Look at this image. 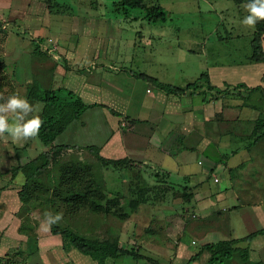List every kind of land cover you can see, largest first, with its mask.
Returning a JSON list of instances; mask_svg holds the SVG:
<instances>
[{"label":"crops","instance_id":"1","mask_svg":"<svg viewBox=\"0 0 264 264\" xmlns=\"http://www.w3.org/2000/svg\"><path fill=\"white\" fill-rule=\"evenodd\" d=\"M54 4H57L54 0H0V37L6 33L4 43L8 41L16 45V71L17 75L22 73L23 84L26 87L31 84L45 86L43 89L46 90H70L87 106L78 117L79 123L72 120L56 136L53 144L77 147L80 159L83 157L82 152L86 153L88 148H93L101 158L128 160L140 167V173L145 174L148 170L146 166L156 165V168H151L152 171H165L170 174L171 180H188L189 187L199 183L197 188H192L189 199L194 219L190 220L189 226L184 223V219L177 220L175 227L181 232L177 238L167 239L164 236L167 241L157 233L161 239L154 243L152 241L158 239L151 232L146 236L152 246L146 250L147 254L136 251L141 257H107L104 264H138L136 260L146 262L142 264H148L149 260L155 264H185L195 255L196 258L190 264H206L210 254L202 246L224 240H233L235 248L226 264H242V251H246L249 261L264 263V135L255 141L249 137L255 128V121L264 117V111L261 110L264 97L259 90L247 93L244 87H238L239 84L261 87L264 92V62H251V54L246 56L244 63L206 60V65H202L195 76L189 78L180 74L178 80L173 82L164 74L134 72L130 68L117 66L113 62V49L110 52L108 49L102 51V42L98 43L100 48H96L94 54L88 56L91 49L87 46L83 50H76V45L69 47L66 41L60 40L59 43L58 38H52L50 12L53 11L51 9ZM12 25L16 28V37L9 32ZM81 29L80 27L79 30ZM18 31L24 35H19ZM81 32L82 35L87 34L85 31ZM27 34L32 36L31 42L22 39ZM50 40L55 45L54 50L48 52L40 47L42 51L34 53L35 46L40 43L47 44L51 49ZM195 40V44H204L203 38ZM2 44L0 41V56L4 48ZM114 47L116 49L117 45ZM189 51L197 56H208L205 52L198 53L193 49ZM43 58L54 64L52 72L49 67H42V70L49 68L46 73L49 81L46 80L45 83L35 75V69H39L40 63L44 61L39 60ZM75 60L78 63H74ZM70 64H78L76 70ZM204 73L207 74L210 85L222 91L221 94H216L217 97H211L215 91L209 90L205 83L194 90L175 95L159 90L148 80L137 76L145 74L162 83L184 86ZM56 75L61 77L62 82L54 84ZM141 81L147 85L145 89L142 88ZM247 137L250 143L245 144ZM26 141L13 142L10 139L8 143L13 145H4L0 141V244L3 243L0 247H3V254L18 247L13 243L8 244L5 235L7 225L2 218L10 215L13 217V225L17 223L18 227L20 224L21 218L16 219L15 213L23 205L18 191L25 179L20 171L14 175L12 169L23 164L21 157L16 154L24 152L28 146ZM9 145L10 151L5 152ZM70 150L72 148L68 149ZM193 154L205 156L211 169L207 171L212 173V177L202 174V169H191ZM203 157L195 156L198 165L205 162ZM215 169L221 172V176L225 174L223 184L220 178L214 182L213 179L217 176L213 173ZM107 171H102L106 187L103 193L106 200H116L108 213L116 212L119 217L125 218L126 214L133 211L130 207L126 208L129 200L136 201V208L144 211L142 208H147L148 203L140 199L143 196L148 199L147 180L139 175L136 182L143 189L142 196L135 193V189L121 192V187L128 185L131 178L126 174L115 175L112 172L108 177ZM208 179L213 180L212 186ZM145 186L147 187L143 188ZM160 200L163 201L161 197ZM158 203L160 205L154 204V207L163 206V203ZM116 208L123 211L117 212ZM38 223L40 224L37 226H41V222ZM45 232H50V245L63 244L58 237L60 235H52L51 229ZM2 237H5L3 241ZM184 237L185 240L182 239ZM110 243L113 244L111 241ZM171 245L172 249L169 247ZM27 246L29 254L36 250L33 239H29ZM122 248L130 249L128 244ZM65 257L70 260L67 255ZM130 257L133 258L132 261ZM91 260L95 264L92 258ZM38 262L41 263L38 260L33 264Z\"/></svg>","mask_w":264,"mask_h":264},{"label":"rangeland","instance_id":"2","mask_svg":"<svg viewBox=\"0 0 264 264\" xmlns=\"http://www.w3.org/2000/svg\"><path fill=\"white\" fill-rule=\"evenodd\" d=\"M54 1L57 4L53 5L51 9L53 11L50 12V36L58 38L59 43L61 40L66 41L69 47L76 45V50L80 48L83 50L87 46L89 50L91 49L88 56H91L96 48H100L98 43L102 42L104 47V49L100 48L102 51L108 49V52H110L113 49V62L117 66L130 68L134 72L164 74V76H169L167 78L171 82L178 80L180 74L186 77L189 76V78L195 76L194 74L198 69L202 65H206V60L208 62H230L231 64L244 63L246 56L252 52L250 41L255 28L242 24L243 18L247 15L243 7L245 4H235L232 0H143L148 5L159 4L162 6L167 12L166 20L162 22H148L144 18L145 11L139 8H131L128 16H125L122 12L116 10L115 4L120 0ZM56 9H59V11H56ZM80 27L82 31L87 32L86 35L81 34ZM15 30L16 28L13 25L10 26L9 32L16 37ZM17 33L24 35L19 31ZM28 34L22 36V39L31 42L32 36ZM5 37L6 33H3L0 37L4 47L0 56V83L2 84L0 94L7 97L13 93H18L25 97L26 85L23 84L24 78L22 73L17 75L18 71H16L18 66L14 59L17 50L16 45L12 42L8 43V41L4 43L6 41ZM202 38L204 44H195V39V41H198ZM116 45L117 48L114 49ZM190 49L196 50L198 53L205 52L208 56L204 54V56L201 54H199L200 56L194 55L189 51ZM41 60L44 61L42 64L40 63L39 66L41 67L39 69H35V75L45 83L47 80L46 73L49 70L51 72L54 70V64L46 61L45 58L39 61ZM74 63H78V61L75 60ZM44 66L50 69L42 70ZM70 66L76 70L78 64H70ZM59 82H62V79L59 75H56L54 84ZM140 84L143 89L147 86L144 81H141ZM40 87L44 88L45 86ZM37 110L38 108L35 107V111L31 115H37ZM261 110L264 111V106ZM79 119H75V122L79 123ZM10 139V137H3L0 138V141L6 145ZM26 143L28 146L24 152L20 151L21 153L18 155L21 157L22 163L36 157L45 149L37 137L27 140ZM246 143H250L248 137ZM8 144L13 145L12 143ZM10 145L5 146V152L6 150L10 151ZM77 151H79L78 148L63 151L58 159L59 164L66 163L69 160H81L88 163L86 165L90 166V169L87 175L81 174L82 183L90 176L101 183L102 192L106 191L103 169L108 170L106 172L108 177L111 172L115 175H129L131 180L128 185L125 184L121 187V192L140 189V184L138 185L136 182L139 180V175H141L148 182L146 184L148 188H146L147 186L143 187L147 189V197L150 200V202L145 201V203H148L147 208H142L144 209L142 211L140 208H136V201L129 200L126 202L128 205L125 206L126 208L130 207L133 211L126 214L125 218L119 217L120 215L116 212L101 214L103 212H96L88 205L71 212L70 206L62 200L56 199L55 203L50 202V184L55 182H50L47 178L51 177L52 180H55L58 171L56 168L52 169L50 176L49 169L47 178L41 176L40 179V182L49 189H34L31 202L22 205L19 212L15 213L16 219L21 218V225L19 224L18 227L17 223L13 225V220H11L13 217L10 215L2 218L4 224L7 225L5 235L8 244L13 243L14 246L18 247H13L7 251L8 254H3V247H0V257L4 258L0 260V264H33L38 260L41 263L38 262L37 264H93L91 257L79 252L66 237L58 236L63 244L50 245V232L46 233L41 230L40 226H37V224H40L38 221L43 222L46 211L53 214L62 213L63 218L56 225L69 227L71 230L91 238L106 239L118 248L127 247L128 244L131 250L139 251L141 254L152 247L150 240L146 237L151 232L158 239L152 241L154 243L160 242L159 233L163 235L162 238L167 237L169 239L168 237H171V239H175L181 233L175 227L177 220L184 219V223L189 226L190 220L194 219L189 199L192 188H197L199 183L189 187L188 180H183V182L171 180L170 174L165 171L160 169L155 170V172L152 171L156 168V165H148L146 168L151 171L146 170L145 174L140 173V167L134 166L128 160H120L121 162L117 166L105 167L98 163L93 153L89 151H86L87 154L82 152L83 157L80 159ZM195 156L203 157L201 154H193L191 169H202L204 171L202 174H209L212 177V173L207 171L210 166L206 162L205 156L203 158L206 160H204L203 165L197 164ZM213 173L217 175V178H220L223 184L222 180L225 174L221 176V172L216 169L213 170ZM205 177L207 178V175ZM207 181L212 186L213 180L208 179ZM133 186L135 187L133 188ZM220 186L222 185L220 184ZM61 191L64 195L62 189ZM154 196L158 197L155 198ZM160 197L163 201L160 200ZM158 202L163 203L161 204L163 206L154 207V204H159ZM116 211L121 212L123 210L116 208ZM168 233L170 236H167ZM4 238L2 237L1 240L3 241ZM29 239H33L36 244V250L31 254L27 252ZM182 239L185 240V237ZM0 245L3 246V243ZM169 247L170 249L173 248L172 245ZM17 252H21L23 255H16ZM130 259V261L133 260L132 257ZM136 261L138 264L146 263L143 260ZM147 263L155 264L151 260Z\"/></svg>","mask_w":264,"mask_h":264},{"label":"trees","instance_id":"3","mask_svg":"<svg viewBox=\"0 0 264 264\" xmlns=\"http://www.w3.org/2000/svg\"><path fill=\"white\" fill-rule=\"evenodd\" d=\"M235 4H246L247 0H232ZM116 10L122 12L125 16H128L131 8H139L145 11L144 18L148 22H162L166 20L167 12L159 4H146L143 0H120L115 4ZM254 33L250 41L251 55L249 57L251 62H264V52L261 47V36L264 34V22H259L254 27ZM42 49L37 44L34 48V53L41 52ZM137 76L148 80L153 86L159 90H163L168 94H184L186 91L194 90L200 84L205 83V86L212 91H215L211 97H217L216 94H221L222 91L210 85L208 76L206 73L202 74L198 79L191 83H187L184 86L170 85L157 81L155 78L145 74H137ZM1 82V81H0ZM2 84L0 83V90ZM238 87H244L247 93H251L259 90L264 97V92L261 87H246L244 84H239ZM25 97L28 101L37 107V115L44 120V125L41 128L40 134L37 139L46 148L40 152L36 157L28 159L23 164H18L12 169V173L20 171L24 175V184L18 191V197L24 204L31 202L32 192L34 189L49 188L44 186L40 182L41 176L47 178L52 174V169H57L58 174L55 180L51 177L47 178L50 182L51 197L50 202L55 203L56 199L62 200L64 203L70 206L71 212H75L84 205H88L92 210L96 212L108 213L111 205L115 203L114 199H105V195L102 192L101 183L96 179H92L90 176L83 182L81 174L87 175L90 166L88 163L78 161H67L66 163L59 164V157L63 151L68 150L70 147L67 145H54L53 141L56 136L61 133L66 126L74 119L78 118L80 114L86 109V104L82 99L74 92L57 88L53 90H46L41 88L37 84H31L26 87ZM255 128L250 134L252 141L257 140L264 135V117H260L255 121ZM98 161L103 166H117L120 164V160L104 159L98 156L95 149L88 148ZM18 156V154H16ZM52 180V181H51ZM64 195L62 194V191ZM143 189L134 190L138 195H143L141 192ZM140 200L147 201L146 197H142ZM114 201V203H113ZM51 232L58 234L62 237H66L72 243V245L81 253L90 256L95 264H104L107 257H118L120 255H130L134 258L141 257L138 253L131 249L118 248L111 244L106 239L91 238L81 235L69 227H61L59 225H52ZM234 241H219L217 243L205 244L202 249L209 252L210 256L206 264H226L229 260L235 248L233 247ZM242 264H264L261 262L249 261L246 251H242ZM8 254V253H7ZM16 255H23L21 252L15 253ZM196 258V255L189 259L185 264H190L192 260ZM0 257V260H3Z\"/></svg>","mask_w":264,"mask_h":264},{"label":"clouds","instance_id":"4","mask_svg":"<svg viewBox=\"0 0 264 264\" xmlns=\"http://www.w3.org/2000/svg\"><path fill=\"white\" fill-rule=\"evenodd\" d=\"M243 7L247 12L242 20L243 25L254 28L257 23L264 22V0H247ZM260 44L264 49V34ZM34 111V105L26 97L18 93L7 97L0 94V138L10 137L13 142H21L38 137L44 120L38 115H31ZM62 218V213L46 211L40 227L48 231L52 225L59 224Z\"/></svg>","mask_w":264,"mask_h":264},{"label":"built area","instance_id":"5","mask_svg":"<svg viewBox=\"0 0 264 264\" xmlns=\"http://www.w3.org/2000/svg\"><path fill=\"white\" fill-rule=\"evenodd\" d=\"M49 43H50V45H51V49H50V47L47 45V44H44V43H40L39 44V46L43 49V50H45V51H52V50H54L55 49V45H53V43L51 42V40L49 41ZM149 91V90H148ZM214 182H217L218 181V178L217 177H214Z\"/></svg>","mask_w":264,"mask_h":264}]
</instances>
